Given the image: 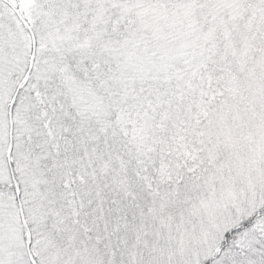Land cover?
<instances>
[{"label": "snow or ice", "instance_id": "snow-or-ice-1", "mask_svg": "<svg viewBox=\"0 0 264 264\" xmlns=\"http://www.w3.org/2000/svg\"><path fill=\"white\" fill-rule=\"evenodd\" d=\"M0 264H264V0H0Z\"/></svg>", "mask_w": 264, "mask_h": 264}]
</instances>
